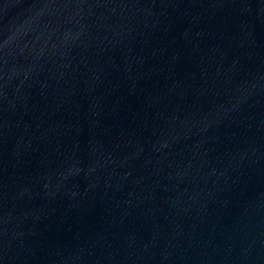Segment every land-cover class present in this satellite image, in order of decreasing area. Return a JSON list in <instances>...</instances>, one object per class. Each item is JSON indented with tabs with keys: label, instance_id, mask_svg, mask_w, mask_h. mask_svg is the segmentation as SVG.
I'll use <instances>...</instances> for the list:
<instances>
[{
	"label": "water",
	"instance_id": "95a60500",
	"mask_svg": "<svg viewBox=\"0 0 264 264\" xmlns=\"http://www.w3.org/2000/svg\"><path fill=\"white\" fill-rule=\"evenodd\" d=\"M0 264H264V0H0Z\"/></svg>",
	"mask_w": 264,
	"mask_h": 264
}]
</instances>
